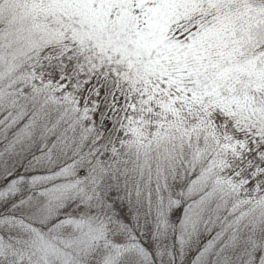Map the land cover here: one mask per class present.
Instances as JSON below:
<instances>
[{"label": "snow or ice", "instance_id": "obj_1", "mask_svg": "<svg viewBox=\"0 0 264 264\" xmlns=\"http://www.w3.org/2000/svg\"><path fill=\"white\" fill-rule=\"evenodd\" d=\"M0 264H264V0H0Z\"/></svg>", "mask_w": 264, "mask_h": 264}]
</instances>
